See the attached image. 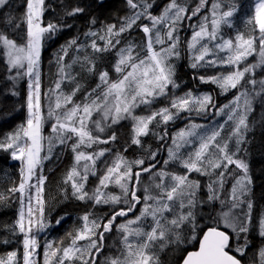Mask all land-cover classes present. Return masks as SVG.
<instances>
[{
	"label": "snow or ice",
	"instance_id": "snow-or-ice-1",
	"mask_svg": "<svg viewBox=\"0 0 264 264\" xmlns=\"http://www.w3.org/2000/svg\"><path fill=\"white\" fill-rule=\"evenodd\" d=\"M126 5L128 13L118 22L105 23L89 15L87 30L60 45L54 54L58 78L44 94L45 110L40 71L45 41L71 29L66 18L87 14V6L61 0L54 22L45 21V13L55 11L46 0H25L19 17L3 11L10 0H0V55L13 73L7 77L12 81L7 93L19 96L16 82L28 79L20 105L26 108V119L0 137V150L20 163L19 180L10 181L7 194L0 192V203L19 194L16 219L0 226L10 238H0V244L18 237L21 246L0 255V264H166L161 253L168 249L181 253L174 264H264V210L254 219L250 165L240 155L247 151L253 128L249 117L257 106L264 121V0H252L247 6L243 30L237 27L244 7L241 0H198L194 7L189 0H167L162 5L159 0H126ZM186 21L191 22L187 24L191 35L183 41V51L190 68L216 69L213 75L194 78L215 85L222 94L236 90L222 106L217 107L211 92H178L181 84L174 61L181 59L180 32ZM226 29L234 34L226 35ZM18 30L23 36L17 35ZM137 30L139 37L133 36ZM81 35L86 42H80ZM70 50L76 55L66 63ZM113 50L115 79L107 68L97 67L98 57ZM74 65L97 77L94 88H84L80 73L72 71ZM66 86L70 91L64 90ZM161 99L166 103L154 108ZM142 106L146 114H136ZM182 113L224 115L226 120L214 126L189 121L171 137L167 158L161 161L157 158L161 148L153 150L144 138L153 135L165 142L168 125ZM125 120L131 121L129 138L121 145L123 151L114 152L107 145L118 141L114 126ZM49 122L51 132L45 136ZM161 127L162 134L157 133ZM57 146L72 153L60 189L64 197L92 208L110 207L102 216L85 211L78 227L58 240H45L41 262L40 234L53 226L46 214L50 207L43 162L53 157ZM134 146L143 154L130 159L124 153ZM173 166L182 171L171 170ZM193 173L208 178L203 197L201 181L191 178ZM90 176L97 178L94 188L88 187ZM110 186L119 193L109 191ZM67 215L58 217L55 225ZM114 229L115 254L105 255V236ZM254 237L260 242L254 243Z\"/></svg>",
	"mask_w": 264,
	"mask_h": 264
},
{
	"label": "trees",
	"instance_id": "trees-1",
	"mask_svg": "<svg viewBox=\"0 0 264 264\" xmlns=\"http://www.w3.org/2000/svg\"><path fill=\"white\" fill-rule=\"evenodd\" d=\"M64 3L69 5L71 4H80L81 6H87V14L81 15L73 18H66L67 23L73 24L71 29H66L62 33L58 34L52 40H46L44 48L42 50V98L44 103L48 102L47 96L44 95L48 92V89L54 86V81L58 78V69L54 59L55 52L59 49L60 45L63 44L67 39H70L73 36L83 33L88 28V19L89 15L96 16L98 21H103L105 23L118 22V17H122L128 13V8L126 5V0H104L102 5L98 4V0H63ZM160 4L166 3L167 0H159ZM211 2V0H209ZM252 0H241L244 7L239 14L240 19L237 20V27L243 30V23L241 22L245 13L247 12V6L250 5ZM61 0H46V4H50L55 11H48L45 13V21L53 20L58 22L56 17L60 13L61 9L59 7ZM190 7H194L198 0H189ZM25 0H10V6L6 7L3 11L5 13H10L13 16L19 17L24 11ZM154 13L158 12L157 8L153 9ZM195 19V18H194ZM191 23L186 21L185 27L182 28L180 35L182 38L181 44V59L174 61L177 68V82L181 84V88L178 92L187 91L191 89L194 92H211L215 98L217 107L222 106L233 99V96L236 94V90H232L228 93L222 94L220 90L211 84H201L198 79L194 77L199 75H213L216 72V69H199L194 70L189 66V60L187 58V52L183 51V41L190 37L191 32L187 28V24ZM99 26V25H97ZM23 28V25L21 26ZM96 27V26H93ZM18 36H23V32H17ZM141 34L137 32L133 33V36L139 37ZM19 42V41H18ZM86 42L85 38L81 35V41ZM139 42V40H137ZM102 43V42H99ZM123 43V41H122ZM119 47V46H118ZM90 51V49H89ZM115 51L111 53H105L103 56L98 57L97 67L107 68L110 75L115 79V73L112 71L111 65L115 62ZM76 55L74 51L69 52V56L65 57V62L69 63L71 57ZM255 57H250L249 60H253ZM223 70V69H220ZM73 73H80L78 79L83 84L86 90H91L98 83L96 76H87L81 72L79 65H74L72 69ZM13 73H9L6 69V62L2 55H0V137H3L4 134L12 131L16 128L17 125L24 122L26 119V108L20 107L24 103L27 94V77L20 79L16 82L15 88L19 92V96H13L10 93H7L6 89L12 87V81L8 80L7 77ZM193 86V87H192ZM66 92L70 91V87L66 86L64 89ZM83 96V92L77 95V99H80ZM166 103L163 99L158 101L153 105L154 108L163 106ZM138 115L146 114L143 106L141 109H137ZM261 109L257 106L256 111L252 113L249 117L250 125H253L252 130L248 133V144L245 146L247 151L241 152L240 155L247 159L250 165V172L252 175V191L251 199L255 201L254 207V219L258 213L264 210V121L260 120ZM224 115H211V116H197L195 113L191 115L187 113H182L181 117L175 121V123H170L167 127L168 139L165 142H161L155 136L150 135L144 138V143L146 145H151L152 149L161 148V151L157 158L161 161L167 158L166 147L171 143V137L175 134L177 130L184 127L189 123V121L194 120L196 123L205 124V125H218L223 124L225 121ZM230 124L225 126V134L229 129ZM118 135V141L114 144L107 145L111 147L113 151H123L121 145H124L128 140L131 129V121H123L120 125L115 126ZM157 133L163 132V128L155 129ZM51 128H46L47 136L50 134ZM149 138V139H148ZM152 141V142H151ZM95 147V146H94ZM99 147H105V145H100ZM232 148V145L229 146ZM130 159L136 158L143 153H140L138 149L129 148L127 152L124 153ZM58 157V158H57ZM72 153L63 146H57L53 157L49 160L43 162V175L47 177L45 182V199L49 201V207L46 208V214L49 215V218L53 222V226L49 228L46 232L40 234L41 238V249L40 258L42 262L43 258V243L45 240H58L61 237H64L67 231H70L74 227L80 225L79 217L83 215L85 211L91 210L97 215L102 216L103 214L109 212L108 205L96 206L92 208L90 204L85 202L76 201L73 199H66L63 192L60 190L62 187L63 177L65 172L72 164ZM19 167L20 163L14 161L10 158L8 152L0 150V192L7 194V188L11 187L10 181L19 180ZM234 168L235 166H231ZM173 171H182L178 166H173ZM89 178V188H94L97 178L91 176ZM191 178L199 179L202 184V189L200 195L203 197L206 195V189L203 187L206 184L208 178L201 177L198 174L193 173ZM142 179L147 180V176H143ZM232 181L229 180L225 188V194L227 189L231 187ZM71 189L69 188V192ZM109 191L114 193H119V189L113 186H110ZM19 194L12 195L6 203H0V226L9 225L16 219L17 212L19 209V202L17 197ZM214 208H218L219 205H213ZM208 208L205 206L203 209V214L206 216L208 214ZM67 213L65 220L61 222L60 225H55V220ZM118 218L117 222H120ZM0 238L8 239L9 234L6 231L0 230ZM18 237H11L12 243L8 245L0 244V255H4L6 252L13 250L14 248L21 247L17 244ZM254 243H259V239L253 238ZM118 234L115 229L112 233L106 234L105 236V255L115 254V249L117 248ZM194 243V242H193ZM182 247H187L184 245ZM194 249L189 247L188 250ZM171 249L166 250L164 253H161V260L165 261L166 264H174V261L180 256V251H172ZM170 252V253H169Z\"/></svg>",
	"mask_w": 264,
	"mask_h": 264
},
{
	"label": "rangeland",
	"instance_id": "rangeland-1",
	"mask_svg": "<svg viewBox=\"0 0 264 264\" xmlns=\"http://www.w3.org/2000/svg\"><path fill=\"white\" fill-rule=\"evenodd\" d=\"M225 32H226V35H233L234 33L232 32V30H228V29H226L225 30ZM179 62H180V60H179ZM42 70H43V65H42V54H41V65H40V71H41V90H42ZM27 81H28V79H27ZM43 97V96H42ZM42 104H43V106H44V108H45V110L47 109V104H48V102L46 103H44V99L42 98ZM96 118H98V117H96V116H94V119H96ZM225 118H226V116H225ZM226 120V119H225ZM121 122H123V121H121ZM50 123L51 122H49V123H47V124H45V127H44V135L45 136H47V133H46V128L48 127V125H49V127H50ZM218 124H220V122H218ZM115 127V126H114ZM42 155H43V153H42ZM90 178H92L91 176H90ZM170 252H171V250H170ZM169 252V253H170Z\"/></svg>",
	"mask_w": 264,
	"mask_h": 264
},
{
	"label": "bare ground",
	"instance_id": "bare-ground-1",
	"mask_svg": "<svg viewBox=\"0 0 264 264\" xmlns=\"http://www.w3.org/2000/svg\"><path fill=\"white\" fill-rule=\"evenodd\" d=\"M193 87V86H192ZM175 123V122H174ZM149 139V138H148ZM152 142V141H151ZM137 149V148H136ZM141 153V152H140ZM159 159V158H158Z\"/></svg>",
	"mask_w": 264,
	"mask_h": 264
},
{
	"label": "water",
	"instance_id": "water-1",
	"mask_svg": "<svg viewBox=\"0 0 264 264\" xmlns=\"http://www.w3.org/2000/svg\"><path fill=\"white\" fill-rule=\"evenodd\" d=\"M192 250H194V249H192Z\"/></svg>",
	"mask_w": 264,
	"mask_h": 264
}]
</instances>
